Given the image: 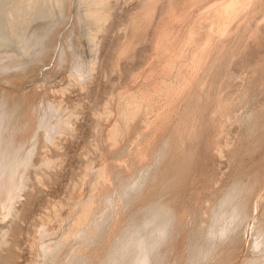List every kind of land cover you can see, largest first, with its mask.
<instances>
[{"label":"rangeland","instance_id":"obj_1","mask_svg":"<svg viewBox=\"0 0 264 264\" xmlns=\"http://www.w3.org/2000/svg\"><path fill=\"white\" fill-rule=\"evenodd\" d=\"M15 1L0 0V264H250L245 213L264 190V0L239 8L222 36L210 31L216 0H58L12 32ZM239 186L244 221L231 244L215 243L214 207Z\"/></svg>","mask_w":264,"mask_h":264},{"label":"bare ground","instance_id":"obj_2","mask_svg":"<svg viewBox=\"0 0 264 264\" xmlns=\"http://www.w3.org/2000/svg\"><path fill=\"white\" fill-rule=\"evenodd\" d=\"M8 1V0H7ZM95 1H97V0H88V3L89 2H92V4L93 3H95ZM11 1H9V4H11L10 3ZM16 2H20L19 3V5L18 6H16V9H15V11H13V12H10V17L11 18H13V20H12V22H11V24H10V26H11V30H12V32L15 30V28H16V25L17 24H21L22 23V20L23 19H28V17L30 18L31 16H33L34 14H36V12L41 8L42 9V7H45V6H47L48 8H49V6L51 5V4H53L54 3V6H55V4L57 3V6H58V0H19V1H15L14 3H16ZM1 3H2V1H1ZM8 3V2H7ZM17 4V3H16ZM12 6V5H11ZM2 7V6H1ZM7 7V6H6ZM14 7V6H13ZM51 7V6H50ZM56 7V6H55ZM3 9V8H2ZM1 9V10H2ZM9 9V8H8ZM51 9H53V8H51ZM50 10V9H49ZM55 10V9H54ZM39 11H41V10H39ZM42 11H44L43 9H42ZM48 11V10H47ZM52 11V10H51ZM7 12V9H6V11L4 10V12H1V13H6ZM3 14V15H4ZM53 14H54V12H53ZM2 15V14H1ZM42 15V14H41ZM48 15H50V14H47L46 16H48ZM4 16H6V15H4ZM8 16V15H7ZM53 16V15H52ZM88 17H89V19L90 20H92V22H93V20H95V12H93L92 10H88ZM1 18H3V17H1ZM42 18V17H41ZM8 19V18H7ZM5 20V19H4ZM31 20V19H30ZM2 21V20H1ZM7 20H5V22H6ZM10 21V20H9ZM30 22V21H29ZM7 23H9V22H6V24ZM22 24H24V22L22 23ZM21 24V25H22ZM3 25V24H2ZM25 25V24H24ZM4 26V25H3ZM19 26V25H18ZM17 26V27H18ZM189 26V25H188ZM1 27V26H0ZM4 28V27H3ZM13 28H14V30H13ZM1 29V28H0ZM18 30H19V28H17ZM16 29V30H17ZM2 31H4V30H2ZM6 32H8V31H6ZM12 32H10V34L12 33ZM17 32V31H16ZM19 32H22L21 30L19 31ZM4 33H5V31H4ZM16 34V33H15ZM14 34V35H15ZM21 34H23V32L21 33ZM2 35V34H1ZM5 35V34H4ZM12 35V34H11ZM13 36V35H12ZM89 36H90V38H89V40H90V46H91V50H92V53H93V59H92V62H91V65H90V68H91V70H95V66H96V62H97V59H98V57H97V55H98V51H99V42H98V40H97V37H96V33L94 32V31H91V33L89 34ZM1 37V36H0ZM5 37V36H4ZM3 37V38H4ZM9 38V37H8ZM1 39H2V37H1ZM1 39H0V43H1ZM6 39V38H5ZM4 39V40H5ZM4 40H2V41H4ZM7 41V40H6ZM3 42V44L4 43H7V42ZM11 43H12V41H11ZM13 43H14V40H13ZM9 43H7L6 45H8ZM13 45V44H12ZM12 45H10L9 44V46L11 47ZM25 45V44H24ZM5 46V45H4ZM7 49L9 48L8 46L6 47ZM5 48V49H6ZM13 48V47H12ZM91 72V71H90ZM93 72V71H92ZM166 76V75H165ZM249 81V80H248ZM251 82V81H250ZM239 91V90H238ZM233 92V91H232ZM238 94V93H237ZM243 95V94H242ZM237 97H239V96H237ZM234 100V99H233ZM240 111V110H239ZM246 112V111H245ZM259 114V113H258ZM250 118V117H249ZM258 118V117H257ZM241 119V118H240ZM247 119V118H246ZM246 119H245V121H246ZM261 119V118H260ZM238 120V119H237ZM244 121V120H243ZM240 122V121H239ZM249 123H250V121H248ZM257 122V121H256ZM231 123V122H230ZM249 123H246V124H249ZM252 123H253V121H252ZM66 124H68V121H67V119H65L61 124H60V126L62 127V126H64V125H66ZM245 124V125H246ZM244 125V124H243ZM255 125V124H254ZM1 126V125H0ZM56 127V126H55ZM252 127H253V125L251 126V128L250 129H252ZM260 129H262V128H260ZM248 132H250V131H248ZM251 132H253L252 130H251ZM2 136V135H1ZM11 137V136H10ZM3 140L0 138V149H2L1 147L3 146V142H2ZM7 143V142H6ZM11 143H13V142H11ZM11 143H10V145H11ZM6 145H8V143L6 144ZM6 145H4V146H6ZM9 146V145H8ZM13 146V145H12ZM24 146V145H23ZM14 148H15V146H14ZM219 148V147H218ZM6 149H7V146H6ZM8 149H10V150H12V148H8ZM7 149V150H8ZM17 150V152H18V150L19 149H16ZM16 150L14 151L15 153H16ZM3 152H4V154H3V157H2V155H0V188H1V186L2 185H4V182H3V178L6 176V172H7V169H6V164H5V162H7V160L9 159V151H6L5 149H3L2 150ZM20 151V150H19ZM14 153V154H15ZM10 154H11V152H10ZM13 155V154H12ZM12 155H10V156H12ZM2 158V159H1ZM185 163H187V162H185ZM180 167V166H179ZM181 168V167H180ZM182 170V169H181ZM180 170V171H181ZM13 173V172H12ZM180 173V172H179ZM178 174V173H177ZM8 175V174H7ZM12 175V174H11ZM182 175V174H181ZM11 177V176H10ZM257 177V176H256ZM12 178V177H11ZM174 178V177H173ZM3 179V180H2ZM10 180V179H9ZM171 181V180H170ZM174 181V180H173ZM172 182V181H171ZM255 182H256V180H255ZM255 182H253V183H255ZM16 184V183H15ZM173 184V183H172ZM233 185H235V184H233ZM7 186V185H6ZM162 186V185H161ZM166 186H168V188L170 187L168 184L166 185ZM173 186H175V185H173ZM235 186H238V184L237 185H235ZM8 187V186H7ZM12 187V186H11ZM6 188L5 189V195H6V193L8 192L9 194H11L12 193V188ZM155 187H157V186H155ZM176 187H178V186H175V188ZM232 187H234V186H232ZM3 189H4V187H2ZM175 188H173L172 187V189H175ZM220 188V187H219ZM240 188V191L242 190L241 189V186H239L237 189H236V191H232L234 194H232V195H230V196H228L229 194H227L226 195V197H222V200L221 201H219L220 203L216 206L215 205V209H214V211H213V216H214V218H213V216H212V219L214 220V227L213 228H210L209 230H207V231H209L208 233H210L209 235H210V237L212 238V240H214V242L215 243H217L218 242V239H220V242H228L229 244H231L233 241H234V237L237 235V232H238V229H239V227L241 228V224L243 223V221H244V206H246L245 205V203L244 202H242L241 200V198H240V193H239V191H238V189ZM158 189V188H157ZM166 189H167V187H166ZM234 189V188H233ZM263 189V188H262ZM161 190V189H160ZM226 190V189H225ZM225 190H223L224 192H225ZM217 191V190H216ZM230 191H231V189H230ZM152 192V191H151ZM164 192V191H163ZM223 192V193H224ZM0 193H1V191H0ZM2 193H4V192H2ZM155 193V192H154ZM160 193V192H159ZM158 193V194H159ZM223 193H221V196H222V194ZM229 193V192H228ZM258 193V192H257ZM13 194V193H12ZM161 194V193H160ZM213 194V193H212ZM225 194V193H224ZM223 194V195H224ZM260 194V193H259ZM258 194V197L257 198H255V200H254V202L252 203V210H251V213L250 214H246L245 213V215H247V216H249L248 218H246V219H250V218H252L251 219V221H249V223L247 224V229H246V232H248L250 229H251V233H252V236H251V238L250 239H248V238H246V240H245V243L247 244L248 242H250V244L252 243V246H253V252H254V254H255V256L256 257H253V259L251 260V263L250 264H264V229L262 228V226H261V222H259L260 220L258 219V216L257 215H254V211L256 210V212H257V210L260 208V206H261V199H262V196L264 195V190L262 191V193H261V195H259ZM5 195H3V196H5ZM162 195V194H161ZM14 196V195H13ZM158 197V196H157ZM161 197V196H160ZM163 197H164V195H163ZM7 199H9L8 197H6ZM5 198V199H6ZM221 198V197H220ZM5 199L3 200V198L0 196V206L2 205L3 207H5V206H7V204H6V201H5ZM6 199V200H7ZM152 199V198H151ZM158 199V198H157ZM241 199V200H240ZM10 200H12V198L10 199ZM14 200V199H13ZM12 200V201H13ZM218 200V199H217ZM11 201V202H12ZM9 202V201H8ZM13 203V202H12ZM11 204V203H10ZM156 204H157V202H156ZM161 204V203H160ZM163 205V204H162ZM211 205V204H210ZM152 206V205H151ZM159 206V205H158ZM164 206V205H163ZM162 207V206H161ZM161 207H160V209H159V211H161L160 213H162L163 211H162V209H161ZM211 207V206H210ZM209 207V208H210ZM149 208V207H148ZM164 208H165V206H164ZM164 208H163V210H164ZM211 208H213V207H211ZM210 208V209H211ZM212 210V209H211ZM210 210V211H211ZM254 210V211H253ZM154 211L156 212L157 211V208H156V210H155V208H154ZM173 212V211H172ZM172 212H170V213H172ZM245 212H246V210H245ZM255 212V213H256ZM157 213V212H156ZM156 213H154V214H156ZM160 213H158L159 215H160ZM164 213V212H163ZM173 213H175V212H173ZM210 214V213H209ZM162 215L163 214H161V218H164V217H162ZM168 215V214H167ZM211 215V214H210ZM259 215V214H258ZM169 216V215H168ZM149 217V216H148ZM147 217V218H148ZM152 217H155L154 215H152ZM175 217V216H174ZM150 218H151V216H150ZM152 219H154V218H152ZM158 219V218H157ZM165 219V218H164ZM163 219V220H164ZM171 219V218H170ZM169 219V220H170ZM173 219V218H172ZM245 219V220H246ZM167 220V219H166ZM177 220V219H176ZM176 220H174V221H176ZM133 221V220H132ZM152 221V220H151ZM158 221V223H159V220H157ZM165 221V220H164ZM206 221H207V219H206ZM210 219H209V223H210ZM261 221H262V219H261ZM145 222V221H144ZM148 222H150V221H148ZM153 222H155L156 223V221H154L153 220ZM162 222V221H161ZM169 222V221H168ZM171 222L172 221H170V224H171ZM212 222V221H211ZM128 223V222H127ZM202 223V222H201ZM253 223V224H252ZM130 224V223H129ZM132 224H134V223H132ZM136 224V223H135ZM169 224V225H170ZM211 224V223H210ZM246 224V223H245ZM137 225V224H136ZM136 225H134V226H136ZM166 225H168V224H166ZM209 225V224H208ZM162 226H164V225H162ZM161 226V227H162ZM176 226V225H175ZM210 227H212L211 225H209ZM131 227V226H130ZM133 227V226H132ZM131 227V228H132ZM153 227H155V226H153ZM159 227V226H158ZM160 227V229H162ZM206 227V226H205ZM126 229H125V231L123 232L124 234H126L125 232H133L132 230L130 231H127V227H125ZM164 228H166V226L164 227ZM162 229V230H157L158 231V233H159V235L161 234H163V233H165V232H167V230H165V229ZM199 228V227H198ZM200 228H201V226H200ZM207 228V227H206ZM128 229H130V228H128ZM135 229V228H134ZM157 229V228H156ZM172 229V228H171ZM197 229V228H196ZM204 229V228H203ZM173 230V229H172ZM174 230H175V228H174ZM173 230V231H174ZM205 230V229H204ZM199 231V230H198ZM195 232H197V230H195ZM6 233V232H5ZM129 233V234H130ZM169 233H170V231H169ZM172 233V232H171ZM174 233H175V231H174ZM123 234V235H124ZM128 234V235H129ZM133 234V233H132ZM236 234V235H235ZM2 235V234H1ZM127 235V234H126ZM127 235V236H128ZM160 235V236H161ZM165 235V234H164ZM167 235V239L170 237V236H168V234H166ZM170 235V234H169ZM197 235V234H196ZM195 235V236H196ZM208 235V234H207ZM3 236H4V233H3ZM3 236L1 237L2 239H3ZM125 236V235H124ZM174 236V235H173ZM199 236V235H198ZM206 235H204L203 236V241L202 242H204V243H202L203 244V246H204V244L206 243L207 244V241L205 242V240L207 239V237H205ZM122 237V236H121ZM126 237V236H125ZM166 236H164V237H162V238H165ZM124 238V237H123ZM122 238V239H123ZM128 237H126L125 239H127ZM131 239H132V237H130ZM196 238V237H195ZM199 238V237H198ZM211 238H209L208 240H210ZM2 239H1V241H2ZM6 239V238H5ZM5 239H3V242H4V240ZM119 239V238H118ZM167 239H165V241L167 240ZM201 239V238H200ZM200 239H199V241H200ZM120 240H121V238H120ZM120 240H119V244L121 243L120 242ZM127 240H129V239H127ZM159 240H161V239H159ZM212 240H210V241H212ZM131 241V240H130ZM161 241H163L164 242V240L162 239ZM169 241V240H168ZM196 241V240H195ZM198 241V242H199ZM116 242H117V240H116ZM159 242V241H158ZM157 242V243H158ZM162 242V243H163ZM167 242V241H166ZM165 242V243H166ZM209 242V241H208ZM213 242V243H214ZM124 243V242H123ZM123 243H121V244H123ZM155 243H156V241H155ZM156 243V244H157ZM161 243V242H160ZM210 243V242H209ZM116 244H118V243H116ZM153 244H154V242H153ZM155 244V245H156ZM201 244V243H200ZM205 244V245H206ZM235 244V243H234ZM159 245L160 244H158V247H159ZM213 245V244H212ZM211 245V246H212ZM217 245V244H216ZM154 246V245H153ZM162 246V245H161ZM199 246V248H200V245H198ZM202 246V247H203ZM210 246V245H209ZM157 247V246H156ZM217 247V246H216ZM153 248V247H152ZM154 249H155V252L157 251L156 250V248L154 247ZM153 249V250H154ZM158 249H160V248H158ZM202 249V248H201ZM209 249V248H208ZM211 249V248H210ZM212 249H214L213 247H212ZM215 250V249H214ZM213 250V251H214ZM262 251V255H261V257L259 256V251ZM209 251V250H208ZM212 251V250H211ZM159 252V251H158ZM210 252V251H209ZM209 252L207 253V254H209ZM167 253V252H166ZM158 254V253H157ZM157 254H153V252H152V256L150 257V258H152L153 256H155L156 257V255ZM212 254H213V252H212ZM210 255V254H209ZM218 255V254H217ZM217 255L215 256V257H217ZM162 256V255H161ZM155 257H153V259L155 258ZM157 257H160V256H157ZM155 258V260L156 259H158V258ZM205 257H206V255H205ZM161 258H163V257H161ZM152 259V260H153ZM164 259H166V257L164 258ZM207 259V258H206ZM163 260V259H162ZM161 260V261H162ZM156 262V261H155ZM158 262H160V261H158ZM157 262V263H158ZM161 263V262H160ZM1 264H8V261H7V259L5 260V261H3V262H1ZM159 264V263H158Z\"/></svg>","mask_w":264,"mask_h":264},{"label":"crops","instance_id":"obj_3","mask_svg":"<svg viewBox=\"0 0 264 264\" xmlns=\"http://www.w3.org/2000/svg\"><path fill=\"white\" fill-rule=\"evenodd\" d=\"M249 0H216L213 4L212 8L210 9V26L211 32L217 34L218 36L225 35L228 31L229 25L234 20L238 14L239 8H242L246 5V2ZM218 59L214 60V68H213V75H217V77H213L212 80L214 85L216 83L221 82V75L223 73L220 64L217 61ZM203 59L201 56L198 57V65L202 64ZM200 68L196 70V74L198 75ZM216 87V86H215ZM214 87V88H215ZM220 87V85H219ZM263 106V103H262ZM264 115V111H262ZM264 116L261 117V119ZM261 119H258L259 121Z\"/></svg>","mask_w":264,"mask_h":264}]
</instances>
